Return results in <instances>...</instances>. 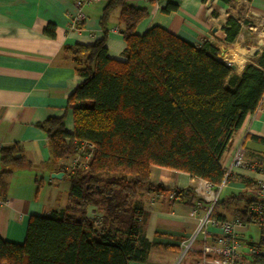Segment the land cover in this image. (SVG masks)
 <instances>
[{
  "label": "trees",
  "instance_id": "16d2710c",
  "mask_svg": "<svg viewBox=\"0 0 264 264\" xmlns=\"http://www.w3.org/2000/svg\"><path fill=\"white\" fill-rule=\"evenodd\" d=\"M114 10L125 43L123 59L109 57L105 46ZM176 10L174 3L162 9ZM148 13L147 6L108 0L99 18L102 36L89 45L64 46L82 77L67 98L73 131L65 129L64 116L36 126L47 136L52 161L69 178L67 203L63 209L30 215L22 243L0 237V264L141 261L147 211L138 201L139 189L167 198L170 191L150 181V167L184 172L213 186L223 179L224 152L245 116L262 103L264 47L237 72L233 64L215 57L216 48L207 41L196 46L157 25L138 34L136 28ZM239 30L240 19L228 12L220 37L232 42ZM44 33L52 37L54 26L48 24ZM83 143L93 145L86 168L64 170L60 162ZM14 151V146L0 148V161L21 163ZM175 193L170 201L189 203L194 190L186 187ZM229 199L241 204L234 217L249 223L246 208L254 199L245 192ZM91 205L101 208L98 228L88 212ZM260 230L255 264H264V223Z\"/></svg>",
  "mask_w": 264,
  "mask_h": 264
},
{
  "label": "crops",
  "instance_id": "0c3cea01",
  "mask_svg": "<svg viewBox=\"0 0 264 264\" xmlns=\"http://www.w3.org/2000/svg\"><path fill=\"white\" fill-rule=\"evenodd\" d=\"M107 1L85 5L81 28L70 31L68 24L75 12V0H0V146H14L13 156L22 160L19 164L0 161V199L3 200L0 204V237L4 240L22 243L30 215L66 206L68 189L62 192L64 197L60 194L48 199L51 185L54 183L57 187L65 175L52 161L47 136L36 124L49 117L64 116L65 129L70 133L73 131L67 98L82 77L76 73L72 58L63 48L75 43L89 45L102 36L99 18ZM128 2L149 8L148 16L136 28L140 35L157 25L196 46L207 41L216 48L217 59L234 66L251 62L264 47V0ZM167 3L177 4V10L164 13L162 9ZM228 12L240 19L239 33L232 42L224 41L219 35ZM117 15L118 10H114L108 20L105 46L109 57L123 59L125 43L119 32ZM48 24L54 26L52 37L44 33ZM240 70L236 69L237 72ZM261 139H264V104L261 110L245 116L223 154L221 164L226 168L235 149L243 146L246 165L232 171L219 197L224 202L213 207L216 217L233 218L235 207H241V204L229 196L239 192L247 194L248 182L263 178L249 166L255 161H264ZM60 172V178L53 175ZM150 181L165 188L192 187L194 192L202 185V180L184 172L158 166L150 167ZM202 200L203 210L209 205V197ZM138 201L147 211L142 230L145 257L128 264H199L201 234H197L191 248L179 257L180 243L192 235L197 225V219L189 215L190 202H172L167 196L155 194L145 187L139 189ZM96 209L101 208L89 206V214ZM246 229L241 231L242 242H254L245 238ZM211 231L217 233L216 228ZM206 264L220 263L216 256H209Z\"/></svg>",
  "mask_w": 264,
  "mask_h": 264
},
{
  "label": "built area",
  "instance_id": "2783aa9c",
  "mask_svg": "<svg viewBox=\"0 0 264 264\" xmlns=\"http://www.w3.org/2000/svg\"><path fill=\"white\" fill-rule=\"evenodd\" d=\"M98 0H75V12L70 18L68 29L70 31L79 30L85 19L83 7ZM231 62H227L230 64ZM236 69H242L241 66H235ZM264 96L258 110L262 109ZM1 148V146H0ZM93 145L83 143L78 146L76 152L64 163V170L74 172L76 168H86L88 160L91 157ZM245 150L243 146H238L232 154L229 165L224 168V176L221 182L213 186L211 183L202 180L199 191H195L189 199L192 208L189 215L197 219V225L191 236L180 243V258L191 248V243L197 234L202 235L201 254L202 258L199 264H206L209 256H216L220 264H255L253 256L256 255L261 247L258 242L244 244L241 239V231L246 229L249 224L261 226L264 223V161H255L249 166L255 171L261 173L263 178L256 181L255 184L247 188V194L254 200L246 208V221L234 218H218L213 215V206L219 200L223 188L227 185L230 175L235 168L246 165ZM181 189L172 187L168 193V199L175 198V190ZM209 197V205L203 208L204 197ZM3 200L0 199V204ZM93 225L95 228L100 226L101 209H96L91 213ZM211 228H216L217 233L212 234Z\"/></svg>",
  "mask_w": 264,
  "mask_h": 264
},
{
  "label": "rangeland",
  "instance_id": "374dc122",
  "mask_svg": "<svg viewBox=\"0 0 264 264\" xmlns=\"http://www.w3.org/2000/svg\"><path fill=\"white\" fill-rule=\"evenodd\" d=\"M233 64V63H230ZM55 180V178H53ZM57 182V181H56ZM58 186L56 187L55 184L51 185L52 187L49 189L48 193V199H51V197H55L57 195H63L62 192H64L69 187V178L67 175H65L60 181H58ZM47 186V184L45 185ZM169 193V192H168ZM65 195H63L64 197ZM62 197V196H61ZM52 200V199H51ZM50 201V200H49ZM48 201V202H49ZM51 202V201H50ZM49 202V203H50ZM260 226H257L255 224H249L247 226L246 232H245V238H250L252 241L257 242L260 237Z\"/></svg>",
  "mask_w": 264,
  "mask_h": 264
},
{
  "label": "water",
  "instance_id": "95a60500",
  "mask_svg": "<svg viewBox=\"0 0 264 264\" xmlns=\"http://www.w3.org/2000/svg\"><path fill=\"white\" fill-rule=\"evenodd\" d=\"M213 30L216 31L217 28H214ZM53 175L56 176L57 178H60L62 173L60 172V173H56V174H53Z\"/></svg>",
  "mask_w": 264,
  "mask_h": 264
},
{
  "label": "bare ground",
  "instance_id": "6f19581e",
  "mask_svg": "<svg viewBox=\"0 0 264 264\" xmlns=\"http://www.w3.org/2000/svg\"><path fill=\"white\" fill-rule=\"evenodd\" d=\"M236 61L238 62V64L241 63V60H236Z\"/></svg>",
  "mask_w": 264,
  "mask_h": 264
}]
</instances>
